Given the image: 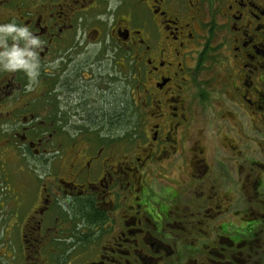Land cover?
I'll return each mask as SVG.
<instances>
[{"label": "flooded vegetation", "instance_id": "obj_1", "mask_svg": "<svg viewBox=\"0 0 264 264\" xmlns=\"http://www.w3.org/2000/svg\"><path fill=\"white\" fill-rule=\"evenodd\" d=\"M9 19L46 42L32 90L0 72V178L6 148L35 176L21 264L52 236L71 264H264V0H0Z\"/></svg>", "mask_w": 264, "mask_h": 264}, {"label": "rangeland", "instance_id": "obj_2", "mask_svg": "<svg viewBox=\"0 0 264 264\" xmlns=\"http://www.w3.org/2000/svg\"><path fill=\"white\" fill-rule=\"evenodd\" d=\"M5 11V10H3ZM83 60L85 59L82 58ZM82 60V61H83ZM130 69V66L128 67ZM131 70V69H130ZM130 77V75H129ZM132 78H129V85H130V89H129V99H137L135 93L132 90ZM126 86L122 85L120 82L115 84V89H117V91L115 90L113 98H112V106H113V111L116 109L118 110V113L120 112L119 115H122V111L121 109L118 108L119 103L122 101L121 98V93L123 88H125ZM124 101L127 100V98H123ZM138 100V99H137ZM133 101V100H132ZM119 102V103H118ZM108 106V105H107ZM103 106L98 105L97 108L100 109H104L102 108ZM109 107V106H108ZM134 107V105H133ZM107 108V107H105ZM115 108V109H114ZM135 108V107H134ZM147 109V108H146ZM99 110V109H98ZM99 116L100 117H106L104 116L102 113L103 112H99ZM129 113V112H128ZM124 114L122 116H119L116 120L112 121V123L115 124V128L114 129H121L124 127H127L129 125H131L132 122H128L127 118H124ZM132 129V128H131ZM133 135V132L131 133ZM120 137V138H119ZM11 138V137H10ZM15 139V138H14ZM134 139L135 137H133V139L131 141H128V137L126 136H114V141L112 142V144L114 145V147L116 148V150L123 152L126 148L130 147L131 145L134 144ZM6 144V141H3V145ZM126 146V147H125ZM4 158H8V160L6 161V165L9 168H13V169H17L16 173L11 174V170L8 171V177L7 180L5 181L4 178L2 177V179L0 178V198L3 195L4 197V193L7 192V188H10V191L7 195V199L8 200H12V202H14V204H11V206L8 207L6 215L5 212L2 211V216L0 218H2V221H5L6 219H8L10 221L9 225V229H8V247L7 249L12 251L13 248V252L8 256V259L3 260L2 258H0V264H21L20 260L23 258L22 256V251L26 254H24L25 257H27V251H29V249L27 250H23V244L21 242V237H20V232L18 233V231L14 232V228H11L13 226V224H17L18 227L21 228V224L23 223L25 216H26V210L21 208V205L24 204V202H26V200H22L21 196L23 195H28L29 193H27V191H29V188H31V186L33 187V180H35V176L32 177V172L29 170L28 167H25L24 165V160L22 159V157L17 158L16 162H12L14 159L13 153L11 151V149L6 148L3 150ZM31 184V186H29ZM31 197H33V191L30 192ZM25 198V197H24ZM28 207H26L27 209ZM13 222V223H11ZM11 228V229H10ZM238 229H240L238 227ZM11 235V237H10ZM0 236H3V234H0ZM54 240H58L55 236H52L47 244H42L41 245V250L42 249H49L50 255L46 256L47 260H46V264H71V262L69 261L70 259H73L75 256H77L78 252L80 251V247H71V249L69 248V250L66 252L65 250L63 251V246L60 243H55ZM20 262V263H19Z\"/></svg>", "mask_w": 264, "mask_h": 264}, {"label": "clouds", "instance_id": "obj_3", "mask_svg": "<svg viewBox=\"0 0 264 264\" xmlns=\"http://www.w3.org/2000/svg\"><path fill=\"white\" fill-rule=\"evenodd\" d=\"M45 43L28 24L15 19L0 22V72L22 71L27 77L24 89L32 90L40 75Z\"/></svg>", "mask_w": 264, "mask_h": 264}, {"label": "trees", "instance_id": "obj_4", "mask_svg": "<svg viewBox=\"0 0 264 264\" xmlns=\"http://www.w3.org/2000/svg\"><path fill=\"white\" fill-rule=\"evenodd\" d=\"M116 109L113 111V107H112V117L114 118V120H116L119 116H121V115H119L120 112L118 113V110H116Z\"/></svg>", "mask_w": 264, "mask_h": 264}]
</instances>
